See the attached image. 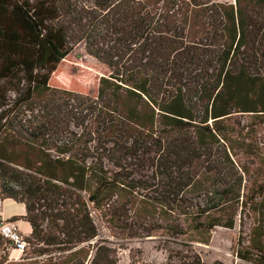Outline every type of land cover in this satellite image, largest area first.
I'll use <instances>...</instances> for the list:
<instances>
[{"label": "trees", "instance_id": "1", "mask_svg": "<svg viewBox=\"0 0 264 264\" xmlns=\"http://www.w3.org/2000/svg\"><path fill=\"white\" fill-rule=\"evenodd\" d=\"M80 42L109 74L95 92L53 87ZM76 111L93 115L80 131ZM235 112L249 120L233 153L219 124ZM259 126L264 0H0V199L32 226L18 264H122L92 210L191 244L239 225L232 251L264 264ZM221 140L212 175L202 157ZM188 247H163L165 264H204Z\"/></svg>", "mask_w": 264, "mask_h": 264}, {"label": "rangeland", "instance_id": "2", "mask_svg": "<svg viewBox=\"0 0 264 264\" xmlns=\"http://www.w3.org/2000/svg\"><path fill=\"white\" fill-rule=\"evenodd\" d=\"M214 1L235 2V0ZM108 74V67L88 53L85 42H80L74 46L71 53L59 64L57 70L52 74L50 84L53 87L67 88L77 92H95L98 88L101 76ZM76 113L77 114L73 117L76 124L72 122L70 127L71 129L80 131L81 129L77 126V123H89L93 115L86 111H76ZM94 115L96 116V114ZM248 120L249 117L247 115L235 112L231 116L223 119L219 124L225 128L224 134H222V136L220 135L219 138L225 137V135L231 138V141H228L227 144L231 145L230 143H232V146L235 147L234 150L232 149L233 153L237 150V144L235 142L238 139L237 131L241 129V126L247 123ZM258 138L263 141L260 145L264 152L263 126L258 127L257 139ZM96 143L97 142H94V145ZM222 143L226 142L221 140V143H215L208 149V154L202 157V160H209L208 170L212 175H215L213 165L220 159L222 154L220 148L222 147ZM231 155L233 159H236V156L232 153ZM238 159L242 161L247 160L246 157L242 155H239ZM107 165L112 167L110 163H107ZM92 212L100 227L101 238L106 240L108 244L117 250L118 257L122 264H165L167 251L163 247L167 245L174 247L176 250L188 249V246H191L192 253L199 255L204 264H254L241 260L232 251V245L240 232L239 225L233 229L217 227L212 231L209 243L193 242L191 244L189 241L191 238L185 239L180 237L179 239H175L167 237L163 234L164 232H161V229L154 231L153 234L149 236L129 237L125 232L110 227L99 211L92 210ZM249 227L250 223L247 221L243 232L244 234L249 232ZM183 240L185 242H182ZM187 251L188 250H185V253L191 254V252ZM25 256V252L20 254L16 252L10 241L0 234V264H2L3 259H7L3 264L27 263L28 260L23 259Z\"/></svg>", "mask_w": 264, "mask_h": 264}, {"label": "crops", "instance_id": "3", "mask_svg": "<svg viewBox=\"0 0 264 264\" xmlns=\"http://www.w3.org/2000/svg\"><path fill=\"white\" fill-rule=\"evenodd\" d=\"M24 215H26V207L24 203L13 198L1 199L0 221L12 223L23 234V236H29L32 232V226L29 221L23 218ZM14 218H16V220H13ZM18 253L20 254V252Z\"/></svg>", "mask_w": 264, "mask_h": 264}, {"label": "built area", "instance_id": "4", "mask_svg": "<svg viewBox=\"0 0 264 264\" xmlns=\"http://www.w3.org/2000/svg\"><path fill=\"white\" fill-rule=\"evenodd\" d=\"M0 234L5 239H8L10 241L11 245H13V248L16 251L20 253H24L27 250L28 242L25 236H23V234L12 223L1 222L0 223Z\"/></svg>", "mask_w": 264, "mask_h": 264}, {"label": "water", "instance_id": "5", "mask_svg": "<svg viewBox=\"0 0 264 264\" xmlns=\"http://www.w3.org/2000/svg\"><path fill=\"white\" fill-rule=\"evenodd\" d=\"M0 223H1V221H0Z\"/></svg>", "mask_w": 264, "mask_h": 264}]
</instances>
